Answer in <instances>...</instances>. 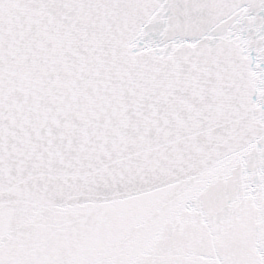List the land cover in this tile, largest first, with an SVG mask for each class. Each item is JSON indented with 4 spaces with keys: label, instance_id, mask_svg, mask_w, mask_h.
<instances>
[{
    "label": "snow or ice",
    "instance_id": "1",
    "mask_svg": "<svg viewBox=\"0 0 264 264\" xmlns=\"http://www.w3.org/2000/svg\"><path fill=\"white\" fill-rule=\"evenodd\" d=\"M0 264H264V0H0Z\"/></svg>",
    "mask_w": 264,
    "mask_h": 264
}]
</instances>
